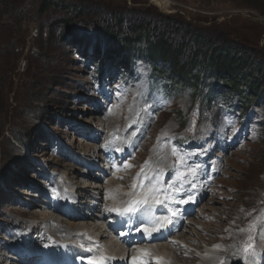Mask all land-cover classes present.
<instances>
[{"label":"rangeland","instance_id":"374dc122","mask_svg":"<svg viewBox=\"0 0 264 264\" xmlns=\"http://www.w3.org/2000/svg\"><path fill=\"white\" fill-rule=\"evenodd\" d=\"M150 1L0 0V264H20L7 258L18 245L43 248L42 257L54 255L47 262L58 260L57 244L78 247V233L66 225L71 211L55 203L72 193L87 201L91 196L94 206L86 211L101 214L91 230L113 240L120 233L102 227L108 209L114 201L138 198L141 179L153 176L158 196L172 197L160 211L171 218L170 206L179 213L174 221L183 222L182 232L164 245L178 250L176 244L188 238L193 255L182 257L201 264H220L221 258L224 264H255L258 255L264 264V230L255 233L251 260L237 251L249 235L240 229L264 219L263 100L244 98L247 82L240 96L230 95L211 75L196 89L178 86L166 96L164 81L151 78L145 59L128 69L74 42L93 43L102 26L127 36L139 17L147 16L152 30L157 22L163 29L178 20L212 38L237 39L264 69V10L246 4L251 0H168L164 8ZM211 88L214 102L205 103ZM180 157L187 163L178 164ZM197 168L195 176L188 173ZM177 171L188 173L187 180L178 181ZM109 181L114 189H105ZM134 183L138 196L131 195ZM186 193L193 202H175ZM89 238L85 251L103 247L101 239ZM135 259L138 264L142 258ZM139 264L163 263L149 256Z\"/></svg>","mask_w":264,"mask_h":264},{"label":"trees","instance_id":"16d2710c","mask_svg":"<svg viewBox=\"0 0 264 264\" xmlns=\"http://www.w3.org/2000/svg\"><path fill=\"white\" fill-rule=\"evenodd\" d=\"M50 1L44 0L46 4ZM246 4L264 10V0H251ZM145 17L138 18L127 36L120 37L109 27L102 26L93 43L82 38L74 42L91 45L96 55L101 53L109 63L114 65L117 62V66L128 69L133 68L136 60L145 59L150 65L151 78L164 81V93L167 96L178 86L196 89L202 86L205 77L211 75L221 85V89L237 97L240 96V85L247 82V95L244 98L250 101L251 97L262 99L264 104L263 63L256 62L251 51L237 39L224 36L212 38L190 26L189 22L178 20H174L170 28L162 29L157 22L153 30L147 29V25L152 22L145 20ZM142 37L145 47H141ZM93 60L97 62L96 58ZM212 90L206 94L205 103L214 102Z\"/></svg>","mask_w":264,"mask_h":264},{"label":"bare ground","instance_id":"6f19581e","mask_svg":"<svg viewBox=\"0 0 264 264\" xmlns=\"http://www.w3.org/2000/svg\"><path fill=\"white\" fill-rule=\"evenodd\" d=\"M154 2L157 3L158 5H160L162 8L166 7L168 4V0H154ZM154 171H155V169H154ZM149 180H150V178H149ZM140 182H141V189L138 190V191H140L139 192L140 195H143L144 193L148 192V189L151 188L153 186V184L158 189V185L156 183H154V181H152V183H146L145 178H144V179H141ZM110 186H112V188L114 189L113 181H109V185L107 184L105 189L110 188ZM98 188H100V186L96 185L95 186V192L97 191V194H99ZM157 193H158V191H157ZM157 193H155V194L158 195ZM72 194H76V193H72ZM72 194L70 196H69V194L65 195V196L63 195L61 199L55 200V203L59 205L57 207L65 206V207H67L66 210L68 212L71 211L69 218H72V220L70 219L71 221L67 222L66 225L67 226L71 225L72 231H74V233H78L76 238H74L75 242L78 243V247H75L72 243L71 244L68 243V241H67V244H65L64 242L57 244L55 249L62 250L61 253L59 252L58 260L62 261V258H63V259H65V261L64 262L62 261L63 263H58L59 261L57 259H56V262L53 261V259H52L53 263H56V264H75V263L76 264L77 263L82 264L84 262L82 260V257L84 255H86V252H88V250L85 251L87 245H89V241L87 240V238L93 237V238L101 239L103 241V244H102L103 247H101L99 249L93 248V249L89 250V251H92L91 254L96 258H100V256L103 255L104 257L108 258V259H106V261L113 262V260H114L113 263L135 264L136 259H134V258H137V259L142 258V259H140V262H138V264H139L143 261V258L145 259L146 257L151 256V258L156 260V262L163 263V264H178L177 262H181L182 264L183 263L184 264L185 263L186 264H196L197 261H198V264H201L199 262V260L192 259L190 257L187 259H183L182 253H184V252L187 253L189 247H191V246L195 247V245H194L195 243L194 244H192L190 242L187 243V241L189 240L188 238L184 237L185 240H181V243L176 244V246H178L177 247L178 250H176V247L174 245L166 246V245H164V243H162V241L166 242V240L167 241L170 240V237H176V235H178L177 232H182L181 228H182L183 222H181L179 224L178 218L170 226L165 227L161 231L154 233L153 236H151V237H149L147 235V238H142L141 236H142L143 232L137 231V233L135 234V236H137V238L135 237V239H133L134 240L133 242H137L138 239H141L142 241H140V242H142V243H145V244L150 243V242H153V243L146 245V246H144V245L141 246V244H138V245H135V247H132L133 249L131 247L123 249L122 242L120 241V244H121L120 245L118 243V239H116V237H114L113 240H111V239L107 240V236H105V238H104L103 234H100V230L98 228L91 230V227L95 228V225L93 223L94 222L96 223L97 220L99 219V217L101 216L100 213L97 214L98 210L96 208H95L94 212L92 211V213H89L88 211H86V210H90V208H92L94 206V204H93L94 201L91 200V196L89 195V200L87 201V199L84 197L80 198V197L72 196ZM81 195H82V193H81ZM140 195H139V197H140ZM135 196H138V194ZM184 199H188V198L184 197ZM114 202H115V204H113V206H112L113 208H117L120 205L124 206L123 205L124 203H120V202H116V201H114ZM80 203H81V206L82 205L84 206V209H82L83 206L81 207L78 205ZM59 209L60 208L55 209L52 212L58 213ZM75 209H77V210H75ZM160 210H162V206L153 205L150 209L149 208L141 209V211L139 212V217H140V219H143L146 222L154 223L157 219V215L161 214ZM162 214L163 215L162 216L160 215V216L165 217V214L164 213H162ZM187 215H190L189 212L187 213ZM161 217H158V219H160ZM38 218L40 219L41 217H38ZM119 218H120V215H119ZM33 219H36V218H33ZM33 224H35V226L38 228L41 227V225H40L41 223H39L38 220L33 221ZM42 224H43V227L48 226L47 221L42 222ZM115 226H117V225L115 224ZM145 226L155 227L156 225L153 226L151 224V225H145ZM102 227H105L106 229H108L106 224H104V223H102ZM59 231H61V230H59ZM79 233H82V234H79ZM103 239H105V240H103ZM52 241H53L52 238L47 240V242H52ZM25 245H18L16 247L13 246L14 247V249H13L14 253H10L9 255H7V258L9 260L18 261L20 264H30L31 258H26V257L21 256V255L27 256L29 254V255H31L32 258H38L40 261L39 264H45L48 259L54 257V255H50V257H48V258L45 255H43V257H42L41 252H39L41 247L32 246L31 243L28 244L27 246H25ZM8 247L9 246H6V248H8ZM10 248L12 251V247H10ZM173 248L175 250H173ZM42 249H41V251H43ZM172 250L174 251L175 257L172 256L170 258V254H171ZM188 253L193 255L190 252H188ZM124 256H125V259H124ZM259 259H260V256L258 255L253 260L255 262V264H260ZM210 260L211 259H209L206 262L203 261V264H209ZM106 261H104V263ZM52 262H47L46 264H53ZM246 264H248V263H246Z\"/></svg>","mask_w":264,"mask_h":264},{"label":"snow or ice","instance_id":"6c2138e0","mask_svg":"<svg viewBox=\"0 0 264 264\" xmlns=\"http://www.w3.org/2000/svg\"><path fill=\"white\" fill-rule=\"evenodd\" d=\"M173 155L174 156L177 155V152L175 149H173ZM177 163L178 164H186L187 163L186 158L180 157L178 159ZM174 167H175V165H174ZM197 171H198V168L197 169H189L188 173L195 176ZM188 173H185L182 171H177L176 177H177L178 181H181V182L186 181ZM152 181H156L157 183H159L158 178L155 176H153L150 180L148 177H145L146 183H152ZM191 186L194 187V185H191ZM136 187H137V184L134 183L132 186L133 192L131 193V195H133V196H135V194H136L135 193ZM157 191H162V190H158L155 187V185L153 184V186L148 189V192L144 193L142 196H140L136 199H131V200L127 201L126 207L112 208V209H108V211L115 212L117 215H120V216H133V215H136L138 212H140L141 209H144V208L150 209L153 205H163L165 203L172 202V197H166L164 200H162L158 195L155 194V193H157ZM180 191H183L182 187L175 189L173 191L172 195L176 196L177 193H179ZM186 195L188 196V199L180 198L178 201H175V202L178 204H186L189 202H193L194 198L192 197V195L190 193H186ZM168 211L171 215V218L161 217L160 220L156 222L155 227L145 226L144 221L141 220L140 221L141 226L138 227L136 229V231H138V232L142 231L143 233H145L146 235L151 237V236H153L154 233L159 232L163 228L170 226L174 222L176 216L179 215V213L173 211L170 206H169ZM262 215H264V214H262ZM246 230L249 232V235L246 237V239L243 242L240 243L239 247L237 248V251L242 253L243 258L245 260H251V258L254 256L255 250H256L255 233H259L262 230H264V219H262L261 217H257L255 221L249 223V225L247 226V229H240V231H242V232L246 231ZM119 235L123 236L124 233L121 232ZM89 240H91V238H89ZM213 247L219 248L221 246L220 245H214ZM106 259H108V258L101 255L99 259H96V258L90 259L89 264H103L104 260H106ZM220 264H224L223 258H221Z\"/></svg>","mask_w":264,"mask_h":264},{"label":"water","instance_id":"95a60500","mask_svg":"<svg viewBox=\"0 0 264 264\" xmlns=\"http://www.w3.org/2000/svg\"><path fill=\"white\" fill-rule=\"evenodd\" d=\"M154 2L153 1H150L148 4H153Z\"/></svg>","mask_w":264,"mask_h":264}]
</instances>
